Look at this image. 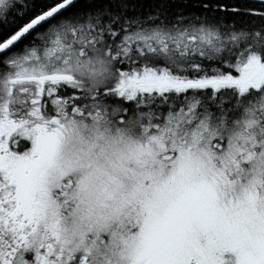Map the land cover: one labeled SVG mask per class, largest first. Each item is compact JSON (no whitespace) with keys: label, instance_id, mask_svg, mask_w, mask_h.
Returning a JSON list of instances; mask_svg holds the SVG:
<instances>
[{"label":"snow or ice","instance_id":"6c2138e0","mask_svg":"<svg viewBox=\"0 0 264 264\" xmlns=\"http://www.w3.org/2000/svg\"><path fill=\"white\" fill-rule=\"evenodd\" d=\"M0 264H264V0H0Z\"/></svg>","mask_w":264,"mask_h":264}]
</instances>
